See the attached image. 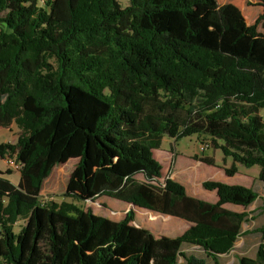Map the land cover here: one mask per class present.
<instances>
[{"label":"trees","instance_id":"obj_1","mask_svg":"<svg viewBox=\"0 0 264 264\" xmlns=\"http://www.w3.org/2000/svg\"><path fill=\"white\" fill-rule=\"evenodd\" d=\"M123 1L0 0V129L19 131L15 143H0V159L19 164L16 185L0 171V264H70L75 247L77 264H219L252 218L223 207L250 206L251 188L209 180L201 186L215 203L191 197L163 177L153 152L164 137L207 136L231 160L225 176L258 166L264 184V34L256 29L264 30V14L245 27L231 3L203 18L194 7L215 0ZM91 139L129 169L101 160L93 197L187 228L155 236L133 224L132 209L114 221L77 205L76 194L41 198L44 181L69 159L86 182ZM198 161L215 167L211 157ZM256 232L263 241L264 224ZM91 241L89 259L83 245ZM237 264H264V245Z\"/></svg>","mask_w":264,"mask_h":264},{"label":"rangeland","instance_id":"obj_2","mask_svg":"<svg viewBox=\"0 0 264 264\" xmlns=\"http://www.w3.org/2000/svg\"><path fill=\"white\" fill-rule=\"evenodd\" d=\"M216 2H220L223 4L231 3L234 4L238 9L241 11L242 20L244 22V25L246 24V20L250 21L251 24L255 22V20L260 16H255L258 11L264 14V0H217L213 1L211 4H216ZM122 3L125 4V1L122 0ZM212 6V5H211ZM205 8H210L209 6H201L198 5L194 7L193 13L197 16L206 18L207 13L204 12ZM262 15V14H261ZM264 20V19H263ZM257 32L258 34H264V30L261 28V23L257 25ZM260 115L264 119V111L260 112ZM18 129L13 124L8 129H0V143H15L17 136H18ZM208 141L210 142V147L206 149L204 152L200 153L198 150L199 143L202 141ZM175 150L179 153L178 157V163L188 162L189 160H194V165L196 168L193 169H187V174L192 175L195 177V181L197 183H200L204 181H218V174H220V177H225L223 171H219V168L222 169V167H225L226 164L223 162V155L219 150H213L211 147V141L207 136H198V135H191L182 139H179L178 141H174L173 139H170L168 137H164L161 144V151H158L155 155L158 160H160L161 165L164 170V178L167 176L173 167L174 163L173 159L175 158L173 152ZM163 151H167L164 153ZM176 154V153H175ZM88 155L89 159L87 161V167H86V182L83 183L80 176H81V170L76 167L77 160L76 159H69L64 164L56 167L51 175L44 181L42 190H41V198L44 197H50L52 196L54 200L61 201L62 199H65L62 197L63 194H76L79 197V201L77 202V205L80 207H83L84 209L89 208L93 211L94 214L101 215L103 217H106L108 219L118 221L123 218L124 214L123 210L120 208H116L113 206L111 208V211H107L104 207L105 203H108L109 199L106 198H97L93 197L91 193L88 191V186L92 177L93 172L98 167L101 160H103L102 164L103 166H110L112 165L113 168L117 169L118 166H121V168L124 172H129V169L126 168L127 165H125L123 162L121 163L116 157H114L112 154H105L99 150H97L94 146V141L91 139L89 141V148H88ZM166 155L167 158L163 157ZM204 158V157H211L213 158L215 167L208 166V165H202L198 158ZM5 159H0V171L1 172H7L10 171L11 173L5 174L4 176L14 185H16L19 181V173L17 169L15 168L14 164H11L10 162L6 161ZM229 163L226 166H230V159L228 158ZM184 165V164H183ZM91 166V167H90ZM237 175L235 176V179H228V181L232 182L235 181L236 183H239L238 181L245 182L246 180L247 185H251L252 181L254 182V186L252 190L257 194V185H261V182L258 180V173L259 168L258 166H252L249 168L243 167L242 165H237ZM135 168V167H134ZM223 170V169H222ZM180 172V171H179ZM178 175L181 177V172ZM183 173V172H182ZM138 178L141 177V175L138 173L136 175ZM190 176V177H192ZM225 179V178H224ZM221 182V181H220ZM224 183V182H223ZM202 184V183H201ZM196 193L198 194V199L203 201H208L210 198H208L205 194L210 193L209 191H206L200 186V190H198V187L196 188ZM112 202H116L115 200H111ZM120 203V202H118ZM258 204L255 205V208L252 207L251 213L252 218L249 219L247 223H244L242 225V228L244 230L250 229L253 227H259L262 223L263 214L262 211L259 212ZM135 220L133 222L134 225L140 226V227H147L154 235L157 236H167V237H176L180 235L187 227L186 223L180 221L179 219H176V221L168 222L165 219H163L160 216H157L156 214L152 213H143L141 214L139 210L135 212ZM250 216V217H251ZM174 219V218H173ZM182 222V223H181ZM22 223H18L14 227V231L18 232V227ZM257 232H255L256 234ZM245 238L253 239L254 237H257L258 233L256 235H250V234H242ZM94 241L88 242L86 245H83V254L89 258H93V249L95 244L92 243ZM76 248V247H75ZM72 251V254L70 256V264H77V257H76V250ZM183 250L188 255H194L195 257H201L203 256L199 249L196 247H183ZM179 262H183L181 259H179ZM221 264H236V260L232 258V256L224 257L221 260Z\"/></svg>","mask_w":264,"mask_h":264},{"label":"crops","instance_id":"obj_3","mask_svg":"<svg viewBox=\"0 0 264 264\" xmlns=\"http://www.w3.org/2000/svg\"><path fill=\"white\" fill-rule=\"evenodd\" d=\"M215 1H217V0H215ZM221 5H223V3H220V2H216V4H210V5H208L210 8H205L204 9V12L208 14L209 12H211V11H213L215 9H218ZM261 14H263V13H261L260 11H258L255 16L257 17V16H259ZM246 21H247L246 22L247 25H244V26L245 27L250 26L251 25L250 21H248V20H246ZM158 151H161V148L159 150H155L153 152V154H154V156H155L156 159H157V157H156L155 154ZM163 152L166 153L167 151H163ZM172 152H173V154L175 156V158L173 159V162H172V164L174 163V165L171 168L169 174L167 176H165V178H170V179H173V180L177 181L178 183H180L181 185H183V187H184L187 195L198 199V194L196 193V188L198 187V190H200V186H201V183H202L203 179H202V181L200 183H197L198 180L195 181V177L192 176V175L187 174V171H186L187 169L196 168L195 165H194V160L191 159L188 162L185 161L182 164L181 163H178L177 164L178 157H179V153L176 152L175 150H173V148H172ZM163 157L167 158L166 155H164ZM158 161L161 162L160 160H158ZM223 162L227 166L228 163H229L228 158L225 159V161H223ZM201 164L202 165H205L203 163H201ZM230 164H231V162H230ZM226 166L225 167H222V169L223 168H226ZM237 168H238V166H237ZM222 169L219 168V171L222 172L223 171ZM179 171L181 172V177H179V175H178V172ZM162 173H164L163 167H162ZM236 175H237V172L232 177H227L224 174L225 177H222L221 178L220 177V174H218V181H221V182H224V183H227V184H230V185H241V186H244V187H247V188H251V189L253 188V186H254V182L253 181H252V184L251 185H247L246 180H244L245 182L238 181L239 183H236L235 181H232V182L228 181V179H230V180L231 179L232 180L235 179V176ZM190 176H192V177H190ZM163 177H164V175H163ZM135 178L138 179V180H142V176L140 178H138L137 176H135ZM209 192L210 193L205 194L208 198H210L206 202L215 203L216 200H217L215 192L214 191H209ZM50 197H52V196H50ZM44 198H46V197H44ZM106 199H108V198H106ZM111 200L112 199H109L108 200V203H105V205H104V207H105V209L107 211H111L112 210L111 208H113V206H115L116 208L124 209L123 210V213H126L129 209H132L134 212H136L137 210H139L141 214H143V213H152V212H149V211H145L143 209L134 208V207H132V206H130L128 204L122 203V202H120V203H118V201H116V202L113 201L112 202ZM263 203H264V184L261 183V185L260 184L257 185V198H256V200L250 206H248L247 208H243V207H239V206H235V205H231V204H225V205H223V207L225 209H228V210L233 211V212H238V213H240V212H247V213L252 214L251 213L252 212L251 211L252 207L255 208V205L258 204V206H259L258 208H260ZM258 210H259V212L262 211V214L264 215V210H260V209H258ZM152 214H156V213H152ZM156 215L162 217L163 219H165L168 222H172L174 220L176 221L175 218L173 219L172 217H169V216H164V215H159V214H156ZM250 216L251 215H249V217ZM135 217H136V215H135ZM263 219H264V216H263ZM263 224H264V220H262V223H261V225L259 227H253L252 226V228L247 229V230H244L242 228V226H241L240 236L236 240L233 249L229 253H227L225 255H222L220 257L219 264H221V260L224 257L230 256V255L232 256V258H234L236 260V264H237V258L238 257L246 256V257H249V258H254L255 257V254H256V250H257L258 245L260 243H262L264 245V240L263 241L261 240V235L259 233H258L257 237H254L253 239L245 238L242 234L244 233V234L256 235L257 234V233L255 234L256 230L258 228H260ZM144 228L148 229L147 227H144ZM155 236H157V235H155Z\"/></svg>","mask_w":264,"mask_h":264},{"label":"built area","instance_id":"obj_4","mask_svg":"<svg viewBox=\"0 0 264 264\" xmlns=\"http://www.w3.org/2000/svg\"><path fill=\"white\" fill-rule=\"evenodd\" d=\"M210 147V142L208 141H202L199 143V147L198 150L200 153L204 152L206 149H208ZM7 158V157H6ZM7 162H10L11 164L15 165V168L18 170L19 169V164L15 161L14 157L11 158H7L6 160Z\"/></svg>","mask_w":264,"mask_h":264}]
</instances>
